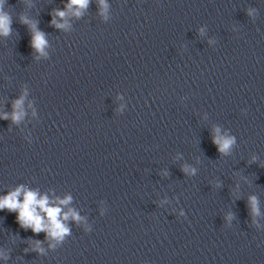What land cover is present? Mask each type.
Instances as JSON below:
<instances>
[{
  "label": "clouds",
  "instance_id": "obj_1",
  "mask_svg": "<svg viewBox=\"0 0 264 264\" xmlns=\"http://www.w3.org/2000/svg\"><path fill=\"white\" fill-rule=\"evenodd\" d=\"M90 0H70V3L67 7L71 8L72 6H76L78 9H85L88 7ZM100 4L104 9L107 8V5L104 3V0H100ZM3 0H0V34L7 36L11 29V18L9 14L5 13L2 10ZM56 15L63 18L65 16L64 11L56 10ZM76 15L79 16L80 12L77 11ZM22 23L30 24L27 18H23L21 20ZM52 23L58 27H64L63 24L57 23L55 20ZM33 30V36L31 41V46L37 52L43 53L44 47L46 45V40L44 38V34L35 28V25H31ZM23 104V97L19 100L15 101L13 108L14 112L12 113L13 122H19L21 119L23 112L16 111V109H20ZM7 119L8 116L5 114L3 117ZM216 134L213 136V143L217 146V150L219 153L223 155H227L230 152L235 140L231 136H220L219 129L215 130ZM184 171H188L187 168L183 169ZM194 169L192 172L194 173ZM23 192V202H21L18 197ZM71 197H68L62 201L60 204L69 203ZM256 198H250V204L252 206L253 212L258 213V208L256 207ZM7 209L10 212H17V221L19 222L22 228H31L34 233H40L41 231H45L47 236L60 242L64 239V237L69 233V229L65 226V224L60 219L62 210L58 206H49L48 198L41 197L37 198V193L34 191H29L23 188V186L18 187L15 191L11 192L7 196L0 198V210ZM43 213V215H42ZM77 221L81 218L73 211L69 210L68 213L63 214V220H67L69 216ZM45 217L47 219V223L45 222ZM39 244L40 242H36ZM40 251H43L40 249Z\"/></svg>",
  "mask_w": 264,
  "mask_h": 264
}]
</instances>
